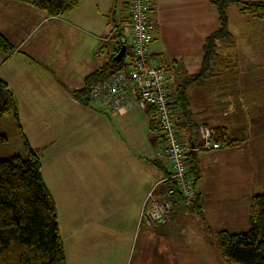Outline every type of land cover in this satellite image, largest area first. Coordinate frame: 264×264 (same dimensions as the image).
Wrapping results in <instances>:
<instances>
[{
    "label": "crops",
    "instance_id": "0c3cea01",
    "mask_svg": "<svg viewBox=\"0 0 264 264\" xmlns=\"http://www.w3.org/2000/svg\"><path fill=\"white\" fill-rule=\"evenodd\" d=\"M127 3L128 0H81L72 10L53 17L17 0H0V33L12 47L9 55H1L0 65L4 66L16 57L25 62L36 60L47 74L44 78L48 85L38 83L37 73L40 71L34 68V82L26 90L34 95L30 99L31 106L27 107L24 97H21L24 95H14L10 82L13 83L20 74L25 75L28 67L15 69L16 78L11 77L10 82L2 76L0 79L7 83L16 100L19 122L26 108L34 110V123L45 116L51 118L59 115L68 121L73 116L68 107L73 103L80 109L78 115L84 116L86 121L93 117L94 111H99L97 117L101 123L97 129L99 132L109 130L107 147L115 161L111 166L113 172L109 186L113 189L111 203L115 205L112 211L118 215L130 212L131 225L130 229L124 231L98 223L100 228L102 225L104 230L110 232L109 235L126 236L127 242L115 246L91 244L93 246L88 247L93 250L105 247L125 253L123 258L126 262L117 260V263L111 261V264H227L212 240L213 235L218 230H233L229 225L236 224L234 211L246 215L249 199L254 195L251 190L258 194L260 191L257 190L264 185V113L255 119L250 110L260 102L264 104V82L250 87L241 78L249 71L259 77L264 76V22L240 13L238 5L230 7L227 15L230 36L217 43L215 49L218 55L207 74L185 88L186 113H176L186 125L180 130V137L190 146L198 143L195 127L201 124L208 125L211 131L224 127L229 137L236 141L229 147L198 150L188 155V172L196 179V198L201 212L194 210L183 214L182 206L167 213L164 222L147 227L140 222L146 194L169 169L151 117L136 106L123 114H112L101 107L84 105L73 96L74 91L83 88L88 75L112 58V44L120 39L112 35L113 26L116 18H125ZM152 7L151 44L147 51L157 61L171 66L174 90L183 82L185 75L200 71L204 39L217 28L216 11L211 0H152ZM233 8L236 14L230 17L235 12H231ZM235 21L256 29V35L262 34L250 41L253 44L250 51L238 44V36L232 32ZM44 27L45 36L37 40L35 36L40 35ZM51 31L56 33L63 47L65 45L73 50L66 53L64 47L63 53L54 50L48 53L46 50ZM123 36L127 53L130 51L131 37L126 31ZM106 47V53H103ZM21 59H16V62L23 65ZM15 89L21 92L19 87ZM65 100L70 105H65ZM256 101V105L250 106ZM40 132H45V129ZM58 134L40 146L34 145V148L42 149L41 164L45 156L52 155L50 150L64 152L66 168H63V181H66L68 188H79L77 200L84 203L97 192L93 188L101 192V165L93 164L88 148L69 139L67 133H62L61 149L58 146L59 138L55 140ZM74 148L78 150V158L72 159V167H67V153ZM150 161L160 163L161 167ZM223 185L228 187L226 192H222ZM178 202L181 204V201ZM82 217L85 218L86 214ZM82 229L81 235L85 237L97 233L96 229ZM139 237L141 243L137 242ZM80 248L84 249L77 247Z\"/></svg>",
    "mask_w": 264,
    "mask_h": 264
},
{
    "label": "trees",
    "instance_id": "16d2710c",
    "mask_svg": "<svg viewBox=\"0 0 264 264\" xmlns=\"http://www.w3.org/2000/svg\"><path fill=\"white\" fill-rule=\"evenodd\" d=\"M17 1L54 17L72 10L81 0ZM232 2H237L240 13L264 22V0H211L217 15V28L204 39L200 71L197 74L185 75L183 82L173 91L177 114L186 113L184 110H187L184 100L185 88L207 74L218 55L215 49L217 43L230 36L226 10ZM115 36L120 38L116 42V54L119 48L122 45L126 47V44L121 42L123 31H119ZM0 51L6 55L12 52V47L1 33ZM115 54L101 68L84 79L82 89L73 92V96L82 104L88 105L87 84L117 64L114 60ZM7 115H11L17 125L25 156L13 155L0 159V264H66L56 205L42 178V149L30 146L19 123L16 100L7 83L0 79V118ZM177 119L181 120V117ZM195 128L197 130V126ZM212 139L220 144V148L232 146L236 142L229 137L224 127L213 128ZM2 141H6L4 135H0V142ZM150 162L161 167L160 163ZM194 210L201 212L198 197L189 211ZM182 212L187 213L184 210ZM247 216L246 230H218L214 233L216 248L227 264H264V190L250 197Z\"/></svg>",
    "mask_w": 264,
    "mask_h": 264
},
{
    "label": "rangeland",
    "instance_id": "374dc122",
    "mask_svg": "<svg viewBox=\"0 0 264 264\" xmlns=\"http://www.w3.org/2000/svg\"><path fill=\"white\" fill-rule=\"evenodd\" d=\"M241 2L246 1H259V0H238ZM237 3V2H236ZM235 2H232L229 4L226 13L229 15L228 11L232 5H237ZM235 11L234 8L231 12ZM232 14V15H231ZM230 17L236 14V11L231 13ZM244 20V18H242ZM217 24V22H216ZM234 27H232V32L238 36L237 42L238 44L243 46V48L248 49L249 51L253 48V44H250V41L253 39V37H259L262 34L256 35V29L253 30L249 26H244V24H238L236 21L233 23ZM46 27H44L39 33L35 36V38L40 39L41 36H45L44 31ZM255 35V36H254ZM39 36V37H38ZM41 40V39H40ZM49 42L47 44V52L50 51H59L63 53V48L65 47V52H70L73 50L72 48H68L64 45L62 41L57 37L55 32H50L49 35ZM150 42L147 44V49L149 50ZM113 49L110 50V55L115 54V47L116 44H112ZM203 46V45H202ZM106 49L103 51V53H106ZM203 53V52H202ZM3 55V53L0 51V57ZM5 56V55H3ZM17 60L21 59L20 57H16ZM16 59H12L9 61L6 65L1 66L0 65V76L6 78L9 80L11 77L16 78L14 75L15 69H22L25 67H28L26 70L25 75H18L17 79L11 83L10 87L14 95H24L21 96L24 97V101H26L27 107L31 106V97L34 95V93L27 92L29 88V84L31 85L34 82V68L39 69L40 72L37 73V78L39 79L38 83H41L42 86H47L48 83L45 80L44 76L47 77V74L40 66L37 64L38 61L34 60L33 62L27 60V62L24 61L23 65H20V62H16ZM250 72V71H249ZM247 72L242 76L241 78L244 79V83L250 87H255L259 84H262L264 82V76L259 77L254 72ZM28 78L26 80V78ZM19 87L21 92H18L15 88ZM257 104V101L250 106H254ZM65 105H70L65 100ZM98 107V106H97ZM71 110V113L73 114L72 117L68 118V121L66 119H63L60 115L59 116H53L51 118H48L49 116L41 118L39 121L37 120L36 123H34V110L31 111V109L26 108L23 110L22 115H20V126L22 128V131L27 138L30 146L34 148V145L40 146L44 142H48V140H52L53 136L58 134L55 138L58 139V146L61 148L62 145V133L69 134V139H74L79 143L82 147L84 146L85 149L88 148V151L91 152L92 156L90 159L92 160L93 164H97V166L101 165L102 168V189L101 192L98 191V188H93L96 193L92 195L90 199H84V203L78 202L77 200V193L79 191L78 187H66V181H63V168H66V163L63 161V155L64 152L60 150L58 153L54 150H50L49 152L52 153V155L45 156L43 163H42V175H43V181L45 183V186L49 190V192L52 194V197L54 199L57 215H58V225H59V231L61 240L64 246V250L66 251L67 255V261L68 264H100L99 261H103L105 264H111V261L116 262L122 261L126 262L123 258L125 253H121L120 250H111L108 248H102V249H94L89 246H102V245H121L123 243H126L127 237L124 236H117V235H109L110 232L107 230H104L105 228L98 225V223H102L104 226L112 227L113 229H122L125 231V229H130V212H124L122 215H118L113 212L112 209L115 206L113 203H111V194L112 190L110 186L111 179H112V172L113 168L111 167L113 164H115V161L113 159V156L109 154L110 150L107 147L108 142V135L109 130L99 132V129H97L100 125V118L99 111L93 112V117L88 119L86 121V118L83 116H79L78 113L80 109L77 108L75 104H71L68 107ZM57 110V109H55ZM251 110V116L255 119L260 118V116L264 113V104L258 103L256 106L250 108ZM105 113L108 114L106 111ZM76 114V116H75ZM110 115V114H108ZM96 116V117H95ZM111 116V115H110ZM45 119V120H44ZM104 120V118H103ZM91 123H89V122ZM103 124V123H102ZM95 127V128H94ZM45 129V132H40ZM231 129V128H230ZM150 132V131H149ZM231 132V130H230ZM41 133L43 134V137L41 138ZM245 136V132L243 133ZM0 135H4L6 137V141L0 142V159H5L13 155H20L25 156L24 152V146L23 142L21 140L19 130L17 128V125L15 124V121L11 115L4 116L0 118ZM102 138H100V136ZM46 136V137H45ZM64 139V138H63ZM135 139H137L135 137ZM241 139V138H240ZM152 144L150 143V146ZM161 148L162 145L160 144ZM54 147V146H53ZM147 147V146H146ZM62 149V148H61ZM146 149V148H145ZM68 157L67 160V167H72L74 165V162L72 159L78 158V150L77 148L73 150H69L67 153ZM42 159V156H41ZM72 185H76L77 183L70 182ZM262 187V185H261ZM250 187H247V190ZM100 189V188H99ZM228 187L223 185L222 192H226ZM263 187L261 189H258L257 191L260 193L263 192ZM252 194H255L254 189L251 190ZM178 205H176L171 212H174L177 208H182V203L180 204L177 202ZM242 209V208H240ZM236 212L234 218V223L229 225L230 227H233L229 232L231 231H243L247 229L248 226V216L247 213H242L240 211H234ZM86 214V217L83 218L82 215ZM241 221L240 223H238ZM188 221L186 222V224ZM82 228H86L89 230L96 229L97 233H94L95 236L85 237V235H81ZM103 230L102 232H100ZM104 231H106V235H104ZM214 236V235H213ZM82 240V241H81ZM213 242L215 243L214 237L212 238ZM138 243H141V238L137 240ZM136 242V243H137ZM93 244V245H91ZM81 246L84 249H77V247ZM127 260V258H126Z\"/></svg>",
    "mask_w": 264,
    "mask_h": 264
},
{
    "label": "built area",
    "instance_id": "2783aa9c",
    "mask_svg": "<svg viewBox=\"0 0 264 264\" xmlns=\"http://www.w3.org/2000/svg\"><path fill=\"white\" fill-rule=\"evenodd\" d=\"M127 9L125 18L115 19L112 35L119 31L129 33L130 51L126 53L125 47L124 55L113 68L87 84L86 97L90 107L98 106L112 114H123L136 106L151 117L169 168L143 202L140 222L153 227L166 220L164 216L178 201L185 213L192 209L196 189L195 179L188 172V155L198 150L219 149L220 144L212 139L211 129L204 124L197 126L196 145L182 140L179 132L185 125L176 117L171 66L157 61L147 51L153 24L152 0H128ZM121 42L125 43L124 36Z\"/></svg>",
    "mask_w": 264,
    "mask_h": 264
},
{
    "label": "water",
    "instance_id": "95a60500",
    "mask_svg": "<svg viewBox=\"0 0 264 264\" xmlns=\"http://www.w3.org/2000/svg\"><path fill=\"white\" fill-rule=\"evenodd\" d=\"M124 52H125V46L122 45V46L119 48L118 52L115 54V56H114V60L117 61V62H119L120 59L122 58V56L124 55Z\"/></svg>",
    "mask_w": 264,
    "mask_h": 264
}]
</instances>
